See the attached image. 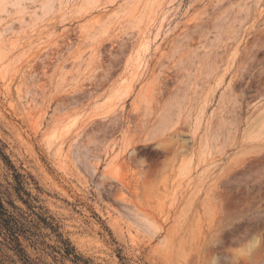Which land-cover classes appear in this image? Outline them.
I'll use <instances>...</instances> for the list:
<instances>
[{
	"label": "rangeland",
	"instance_id": "obj_1",
	"mask_svg": "<svg viewBox=\"0 0 264 264\" xmlns=\"http://www.w3.org/2000/svg\"><path fill=\"white\" fill-rule=\"evenodd\" d=\"M0 145L79 264H264V0H0Z\"/></svg>",
	"mask_w": 264,
	"mask_h": 264
},
{
	"label": "trees",
	"instance_id": "obj_2",
	"mask_svg": "<svg viewBox=\"0 0 264 264\" xmlns=\"http://www.w3.org/2000/svg\"><path fill=\"white\" fill-rule=\"evenodd\" d=\"M0 155L14 172L16 182L14 190L17 196L23 199L19 193L21 191L30 196V193L23 189L22 174L17 172L10 163L1 145ZM24 202L28 205L27 212L22 211L14 203L8 189L0 183V264H46L40 257L32 256L28 247L38 250L39 244L44 243L41 240L44 236L41 231L42 225L54 233L57 232V227L49 218L50 216L42 210V206L28 204L26 200ZM55 234L60 245L47 244L49 247L60 253L62 258L70 259L74 264H79L80 261L86 262L67 238H63L58 232Z\"/></svg>",
	"mask_w": 264,
	"mask_h": 264
}]
</instances>
